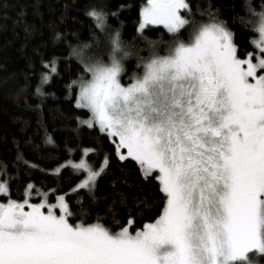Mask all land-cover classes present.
Listing matches in <instances>:
<instances>
[{"label":"snow or ice","instance_id":"obj_1","mask_svg":"<svg viewBox=\"0 0 264 264\" xmlns=\"http://www.w3.org/2000/svg\"><path fill=\"white\" fill-rule=\"evenodd\" d=\"M246 9L235 19L258 26L253 51L242 50L218 8L198 9V18L190 0H146L136 30L148 48L142 56L121 25L108 23L119 9L90 7L89 39L69 45L64 98L86 113L75 117L77 132L87 126L112 151L98 167L83 155L100 150L85 148L79 161L55 168L17 152L29 171L82 174L68 193L29 180L14 194L18 177L0 166V264H253L257 253L264 256V3L259 12ZM151 25H163L170 38L144 35ZM133 55L130 68L125 61ZM41 63L47 70L34 94L43 102L56 96L44 85L63 76L57 57ZM34 107L43 111L42 104ZM40 127L43 144L56 148L46 125ZM113 154L118 163L135 164L155 185L156 199L137 196L127 210L123 192L111 203L96 195ZM119 171L127 183L128 173ZM152 207L154 218L138 227L137 210Z\"/></svg>","mask_w":264,"mask_h":264},{"label":"trees","instance_id":"obj_2","mask_svg":"<svg viewBox=\"0 0 264 264\" xmlns=\"http://www.w3.org/2000/svg\"><path fill=\"white\" fill-rule=\"evenodd\" d=\"M145 2L146 0H0V166L7 165L9 171L18 177L11 182L14 194L22 192L29 180L44 190L60 189L68 193L83 178L82 174L77 175L71 168L63 169L61 175L39 169L29 171L23 163H17L18 151L23 153L25 160L38 163L42 168H55L67 159L79 161L85 148L100 150L99 155H83L85 160L98 167L104 152L112 151L108 140L87 126L82 125L77 132L75 117H84L86 113L77 111L64 98L63 85L70 78L65 60L69 57L70 44L75 45L78 40L89 39L93 20L87 16V11L98 4L105 5L109 12L120 10L118 17L109 16L108 23L121 25L123 38L132 41L140 55L147 56L149 53L146 42L136 31L139 10ZM190 3L198 18L201 16L198 9H207L209 5L218 8L221 17L234 27L235 39L243 46L242 50L246 48L247 51H253L255 45L252 42L258 37V26L249 24L245 27L235 16H245L248 4L259 12L264 0H190ZM56 32L61 33L59 39L55 38ZM144 35L152 40L167 41L170 38L163 26H149ZM53 57L58 58L63 79L53 78L44 85V92H55L56 96L49 95L42 102L34 94L40 74L47 70L41 61ZM71 63L75 64L77 61L72 58ZM125 63L131 68L136 63L135 56L127 58ZM36 104H42V112L36 110ZM41 124L46 125L47 131L55 138L56 148L43 144L41 138L44 131ZM68 149L73 150L71 156ZM41 154L54 159H41ZM135 167L134 163H118L113 154L109 174L99 180L96 195L111 203L113 199L118 202L120 193L123 192L127 198V210H131L137 196L141 199L145 196L156 199L153 196L156 192L155 185L145 182ZM120 169L128 173L127 183L123 182ZM113 172L117 178L115 186L111 183ZM50 196L55 199L52 193ZM69 198L75 201V197L70 194ZM100 207L103 210L105 204L102 203ZM156 212L155 207L151 211L138 209L137 219L140 223L137 226H141L145 219L154 218ZM94 218L93 216L88 222H92ZM104 222L107 223V219ZM253 264H264V256L257 253Z\"/></svg>","mask_w":264,"mask_h":264},{"label":"rangeland","instance_id":"obj_3","mask_svg":"<svg viewBox=\"0 0 264 264\" xmlns=\"http://www.w3.org/2000/svg\"><path fill=\"white\" fill-rule=\"evenodd\" d=\"M151 26H163V25H151ZM164 27V26H163ZM260 255V254H259Z\"/></svg>","mask_w":264,"mask_h":264}]
</instances>
